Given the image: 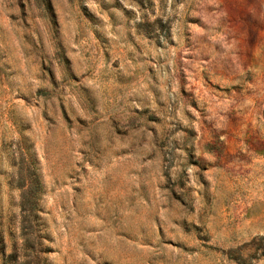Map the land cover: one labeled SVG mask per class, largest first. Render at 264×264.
Returning a JSON list of instances; mask_svg holds the SVG:
<instances>
[{"label": "rangeland", "instance_id": "1", "mask_svg": "<svg viewBox=\"0 0 264 264\" xmlns=\"http://www.w3.org/2000/svg\"><path fill=\"white\" fill-rule=\"evenodd\" d=\"M0 264H264V0H0Z\"/></svg>", "mask_w": 264, "mask_h": 264}, {"label": "trees", "instance_id": "2", "mask_svg": "<svg viewBox=\"0 0 264 264\" xmlns=\"http://www.w3.org/2000/svg\"><path fill=\"white\" fill-rule=\"evenodd\" d=\"M30 206L31 210H35V201H31L29 193H24L22 197V207Z\"/></svg>", "mask_w": 264, "mask_h": 264}]
</instances>
